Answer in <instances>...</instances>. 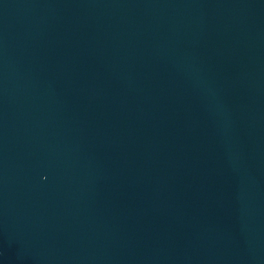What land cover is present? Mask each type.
<instances>
[{"label": "water", "instance_id": "water-1", "mask_svg": "<svg viewBox=\"0 0 264 264\" xmlns=\"http://www.w3.org/2000/svg\"><path fill=\"white\" fill-rule=\"evenodd\" d=\"M0 264H264V0H0Z\"/></svg>", "mask_w": 264, "mask_h": 264}]
</instances>
